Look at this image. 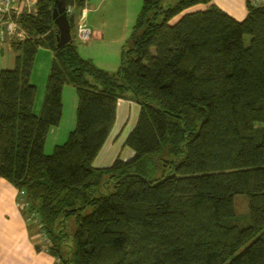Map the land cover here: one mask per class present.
Listing matches in <instances>:
<instances>
[{
	"label": "trees",
	"instance_id": "1",
	"mask_svg": "<svg viewBox=\"0 0 264 264\" xmlns=\"http://www.w3.org/2000/svg\"><path fill=\"white\" fill-rule=\"evenodd\" d=\"M164 1L144 0L116 74L80 56L76 17L72 42L57 46L55 0H39L37 14L21 16L28 36L14 43L16 67L0 72V177L26 192L60 264H264V5L248 0L239 21L217 6L186 12L212 0L163 9ZM40 48L57 60L38 115L30 79ZM66 84L77 89V124L46 154ZM119 98L141 105L125 142L134 154L97 168ZM168 145L172 154L187 151L160 172L149 158ZM108 176L115 185L103 192ZM238 195L248 197L245 223L237 219Z\"/></svg>",
	"mask_w": 264,
	"mask_h": 264
},
{
	"label": "crops",
	"instance_id": "2",
	"mask_svg": "<svg viewBox=\"0 0 264 264\" xmlns=\"http://www.w3.org/2000/svg\"><path fill=\"white\" fill-rule=\"evenodd\" d=\"M26 2V0L16 2L18 10L22 13L20 19L23 14L29 13ZM143 2L144 0H84L78 17L82 15V12L84 13L86 23L93 31V37L86 43L75 40L80 56L85 60L93 61L99 68L111 74L118 73L122 68L124 51L130 46ZM247 5L248 0H212L210 4H198L186 12L217 6L233 18L242 21L248 14ZM18 41L5 39L0 32V72L16 67L20 53L14 43ZM43 59L45 61L42 64ZM56 60V53L50 48H40L36 56L30 80L38 91L34 108L38 115L42 112L48 79ZM63 106L60 125L53 127L48 135L45 145L47 154L51 153H49V146L55 149L57 145L63 144L76 127L79 97L76 87L72 84H66L64 87ZM140 111L141 105L137 101L128 98L118 99L114 127L94 162L95 167H108L118 156L124 160L133 156L134 152L129 147L126 149L127 138L121 140V132L131 122L132 113L135 120L131 130L135 127ZM115 128H119L117 133L114 131ZM125 150H127L126 156L123 155ZM18 191L14 183L0 177V264H55V256L44 249L39 240L32 235L22 212L16 206ZM37 245H40V249Z\"/></svg>",
	"mask_w": 264,
	"mask_h": 264
},
{
	"label": "built area",
	"instance_id": "3",
	"mask_svg": "<svg viewBox=\"0 0 264 264\" xmlns=\"http://www.w3.org/2000/svg\"><path fill=\"white\" fill-rule=\"evenodd\" d=\"M28 7V14H37L39 0H26ZM17 0H0V32L3 38L7 39H17L23 41L28 36V31L20 23V14H22L18 7L16 6ZM264 0H256V4H263ZM67 14L69 19L76 17L75 26V40L77 42L86 43L90 41L93 37V31L90 26L85 21L84 13L78 17L79 10L77 4H72L67 6ZM15 24L17 27L14 31L10 32V25ZM21 33L23 35L21 36ZM16 206L22 212L24 220L27 226H35L38 230V234L34 235L36 239L39 240L40 245L49 250L52 246V240L48 235L47 231L44 229V224L41 218L35 211H30L31 206L26 197V192L24 190L18 191V197L16 199ZM55 264H60V260L55 258Z\"/></svg>",
	"mask_w": 264,
	"mask_h": 264
},
{
	"label": "rangeland",
	"instance_id": "4",
	"mask_svg": "<svg viewBox=\"0 0 264 264\" xmlns=\"http://www.w3.org/2000/svg\"><path fill=\"white\" fill-rule=\"evenodd\" d=\"M178 0H165L164 4L162 5V8H168L169 6H172L173 4L177 3ZM182 16H177L172 22L177 21L179 18H181ZM163 16L160 17V19H162ZM171 22V23H172ZM249 40L250 38H247V43L249 44ZM45 61V59L42 60V64ZM131 122L128 124V127H126L122 132H121V140L122 139H126L128 137V133L131 130V126L132 123L134 122V114L132 113L131 116ZM121 130V129H120ZM116 133L119 131V128H115ZM68 139V138H67ZM66 139V141H67ZM65 142V141H64ZM49 153L54 151V148H52V146H49ZM127 149V147H126ZM171 150V146L168 145L164 151L160 154H157L155 156H152L149 158V162L151 165L157 167L158 171L161 172V170L166 167L168 168V170L172 171V168L174 169L176 163L185 156V153L187 151L186 146H183L182 152L180 155L177 154H172L170 152ZM50 153V154H51ZM47 154V153H46ZM127 154V150L124 151L123 155L126 156ZM161 174V173H160ZM102 181V182H101ZM115 181L116 179L114 177L108 176L103 178L102 180H100L101 182V186L100 188H102L103 192H108V191H113L114 185H115ZM83 205V204H82ZM88 208V211L84 212V213H89L90 209L89 207H85ZM236 211H237V219L238 222L240 223H245L248 219V212H249V201H248V197L246 195H238L236 198ZM76 215H72L68 217V220L66 221V225H67V230L69 231V233H73V231L75 230V226H76ZM72 238V237H71Z\"/></svg>",
	"mask_w": 264,
	"mask_h": 264
},
{
	"label": "water",
	"instance_id": "5",
	"mask_svg": "<svg viewBox=\"0 0 264 264\" xmlns=\"http://www.w3.org/2000/svg\"><path fill=\"white\" fill-rule=\"evenodd\" d=\"M53 19L58 29L57 46L61 48L73 40L71 23L67 14L66 0H55Z\"/></svg>",
	"mask_w": 264,
	"mask_h": 264
},
{
	"label": "clouds",
	"instance_id": "6",
	"mask_svg": "<svg viewBox=\"0 0 264 264\" xmlns=\"http://www.w3.org/2000/svg\"><path fill=\"white\" fill-rule=\"evenodd\" d=\"M16 27H17V26H16L15 24L10 25V32H11V31H14ZM22 35H23V33H21V36H22Z\"/></svg>",
	"mask_w": 264,
	"mask_h": 264
}]
</instances>
